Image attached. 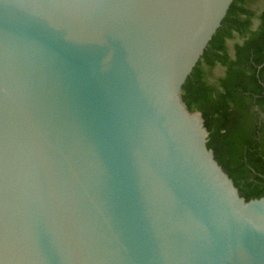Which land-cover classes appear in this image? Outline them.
I'll use <instances>...</instances> for the list:
<instances>
[{
	"label": "water",
	"instance_id": "95a60500",
	"mask_svg": "<svg viewBox=\"0 0 264 264\" xmlns=\"http://www.w3.org/2000/svg\"><path fill=\"white\" fill-rule=\"evenodd\" d=\"M234 2L0 0V264H264L183 98Z\"/></svg>",
	"mask_w": 264,
	"mask_h": 264
},
{
	"label": "trees",
	"instance_id": "16d2710c",
	"mask_svg": "<svg viewBox=\"0 0 264 264\" xmlns=\"http://www.w3.org/2000/svg\"><path fill=\"white\" fill-rule=\"evenodd\" d=\"M235 0L184 85L208 147L246 200L264 197V4Z\"/></svg>",
	"mask_w": 264,
	"mask_h": 264
},
{
	"label": "rangeland",
	"instance_id": "374dc122",
	"mask_svg": "<svg viewBox=\"0 0 264 264\" xmlns=\"http://www.w3.org/2000/svg\"><path fill=\"white\" fill-rule=\"evenodd\" d=\"M263 4H264V0H259L257 1L256 5H254V7L256 9H260L263 6Z\"/></svg>",
	"mask_w": 264,
	"mask_h": 264
}]
</instances>
